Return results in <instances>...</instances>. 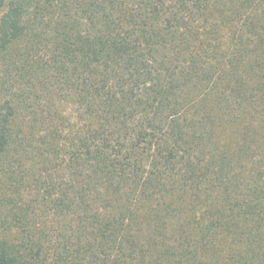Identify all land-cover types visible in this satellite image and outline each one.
Returning a JSON list of instances; mask_svg holds the SVG:
<instances>
[{"label":"trees","instance_id":"1","mask_svg":"<svg viewBox=\"0 0 264 264\" xmlns=\"http://www.w3.org/2000/svg\"><path fill=\"white\" fill-rule=\"evenodd\" d=\"M0 264H264V0H0Z\"/></svg>","mask_w":264,"mask_h":264}]
</instances>
